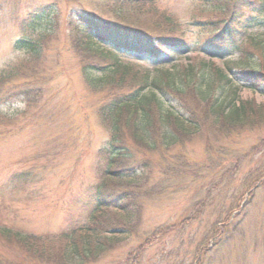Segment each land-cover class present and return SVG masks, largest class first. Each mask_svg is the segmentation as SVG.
<instances>
[{
  "label": "rangeland",
  "instance_id": "1",
  "mask_svg": "<svg viewBox=\"0 0 264 264\" xmlns=\"http://www.w3.org/2000/svg\"><path fill=\"white\" fill-rule=\"evenodd\" d=\"M120 10L130 23L144 24L142 28L154 31H163L154 23L169 16L175 20L174 32L184 37L182 46L168 49L156 60L122 54L123 62L133 64L139 72L148 71L153 79H163V72L176 82L182 80L185 67L192 65L201 72V64L206 62L225 68L227 63L240 62L242 52L250 47V38L264 40L261 30L240 24L234 38L226 35L211 43L199 22L213 20L214 14L199 0H0V264H65V235L91 224L95 189L102 182L111 192L133 194L142 224L138 238L118 235L109 254L85 264H119L154 230L187 219L202 200L211 206L199 215L200 221L171 231L146 251L141 264L192 263L206 222L217 220L221 212L227 214L232 203L239 206L236 214L245 211L242 228L227 248L212 255L210 263L264 264V187L250 200L251 181L247 179L251 171L263 170L264 147L255 154L252 151L263 146L264 132L235 139L237 153L231 154L228 142H224L226 146L211 157L205 153L207 139L201 133L188 136L183 145L163 146L156 154H148L149 160L121 165L127 170L124 175L139 173L138 181H106L96 171L100 152L109 147L111 135L98 113L113 91L93 90L85 83V58L75 49V26H81V13L122 22L117 16ZM31 16L38 18L35 37L47 35L42 57L13 47L29 34V28L25 29L28 24L22 25ZM248 16L246 13L241 20ZM231 77L240 88L241 99L264 105V92L251 90L236 72H231ZM210 136V143L216 144L217 137L213 132ZM228 154L244 158L233 178L223 176L226 169L218 165L229 158ZM184 158L192 160L190 170L205 176L183 177L180 169L184 168ZM134 192L136 196L140 193L139 199ZM98 213L107 221L119 218L112 209L102 208ZM25 237L32 240L27 245L31 250L23 245Z\"/></svg>",
  "mask_w": 264,
  "mask_h": 264
},
{
  "label": "trees",
  "instance_id": "2",
  "mask_svg": "<svg viewBox=\"0 0 264 264\" xmlns=\"http://www.w3.org/2000/svg\"><path fill=\"white\" fill-rule=\"evenodd\" d=\"M199 2L205 10L214 14L213 20L199 22V26H204L207 30L211 43L216 44L226 35L234 38L235 30L240 24L250 29L255 27L264 33V0ZM119 13L118 18H123L122 11ZM246 13L249 16L242 21ZM78 17L81 26H75L78 31L75 49L79 57L85 58L82 60L84 81L93 90L111 88L113 91L107 95L109 99L102 103L98 113L102 124L111 134L109 147L100 152L96 167L104 180L138 181L139 173L137 176L124 175L127 170L121 165L130 160H149L148 154H156L163 146L171 148L183 145L184 139L197 133L207 139L205 153L211 157L216 155L213 152L217 149L220 151L226 146L224 142H228L231 154L237 153L235 139L264 132V105L258 106L241 99L240 88L235 86L231 77V72H236L251 90L260 89L264 92V40L250 38V47L242 52L240 62L227 63L225 68H219L213 62L201 64L203 71L210 68L207 73L196 71L192 65L187 66L182 70V80L175 82L170 80V74L168 76L163 72V79H153L148 71L139 72L133 64L123 62L121 58L122 54L130 53L156 60L168 49L182 46L184 37L174 32L175 20L169 16L159 17L154 25L162 27L163 31H154L142 28L144 24L130 23L125 17L118 23L102 20L93 13H81ZM37 24V16L23 21L22 26L27 25L25 29L28 31L29 28V34L18 39L14 49L42 57L47 35L43 33L41 38L39 35L35 37L39 32ZM254 56L258 63L252 58ZM208 131L217 137L216 144L210 143L211 132L207 134ZM263 147L264 143L256 151H252L253 154ZM231 154L218 165L221 169H226L223 176L233 178L238 174L239 165L244 158L233 155L230 157ZM183 164L184 168L180 169L183 177L189 178L197 174L192 177L201 179L205 176H200L196 170L195 173L190 170L193 168L191 159L186 158ZM229 164L234 166L231 168ZM247 179L251 181L248 191L251 192L249 199L252 200L255 192L264 187V167L263 170L251 171ZM95 190L96 208L89 218L91 224L78 232L74 229L65 235V264L98 261L114 249V240L118 235L131 234L138 238L137 233L142 224L141 212L133 194L126 191L120 194L111 192L103 182ZM134 195L139 199L140 193L136 196L134 192ZM249 203H246V208ZM210 206V202L202 200L183 222L154 230L144 242L133 247L119 264H141V258L149 248L166 239L171 231L185 229L199 222V215ZM238 207V204L235 206L232 203L227 214L221 212L220 218L206 222L204 231L199 234V244L193 252L194 261L188 264H212V255L227 248L235 240V233L241 230L245 216L243 210L236 214ZM102 208L116 211L119 218L115 216V221L103 219L102 213H98ZM134 222L136 227L132 225ZM77 233L81 236L77 237ZM19 236L17 234L16 237ZM30 242L32 240L27 237L23 240V245L29 250L32 248L27 246Z\"/></svg>",
  "mask_w": 264,
  "mask_h": 264
}]
</instances>
